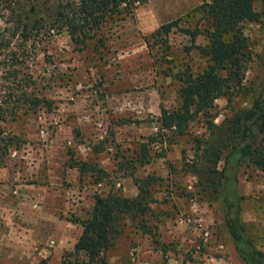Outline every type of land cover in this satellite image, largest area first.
Instances as JSON below:
<instances>
[{"label":"rangeland","instance_id":"374dc122","mask_svg":"<svg viewBox=\"0 0 264 264\" xmlns=\"http://www.w3.org/2000/svg\"><path fill=\"white\" fill-rule=\"evenodd\" d=\"M58 1L49 0V13ZM205 1L210 0H148L135 8L134 16L105 25L106 46L97 49L91 42L80 50L65 30L47 31L27 43L31 72L52 105L5 124L21 143L0 167V264H77L83 255L74 248L83 226L76 220L91 214L97 194L137 196L128 165L144 143L152 159L134 171L137 177L155 179L151 210L146 226L128 221L108 250L109 262L244 264L237 250L234 256L230 252L234 243L221 201L202 189L192 165L196 137H208L211 121L223 125L263 88L264 0L255 5L259 21L243 26L255 54L245 67L243 88L216 99L174 143L168 140L170 131L164 135L159 129L162 107L180 102L181 82L173 73L190 68L197 74L207 66L197 48L206 40H194L184 31L206 26L196 11ZM174 20L178 24L169 34H156ZM10 27V14L0 2V90L8 85V53L20 50ZM74 159L98 168L84 172L71 166ZM234 169L231 163L229 171ZM237 175L246 197L242 216L248 234L264 250V170L243 163Z\"/></svg>","mask_w":264,"mask_h":264},{"label":"trees","instance_id":"16d2710c","mask_svg":"<svg viewBox=\"0 0 264 264\" xmlns=\"http://www.w3.org/2000/svg\"><path fill=\"white\" fill-rule=\"evenodd\" d=\"M147 1L59 0L56 9L49 13L52 9L49 0H0L10 14L11 34L20 40V50L8 53V85L0 90V167L6 164L11 150L21 143L17 135L6 131L5 124L19 115L37 112L44 106L51 108L52 105L40 92L37 79L31 72L27 43L47 31L65 30L80 50L91 42L95 49L106 46L105 25L134 16L135 8ZM258 1L210 0L196 9L206 19V26L185 28L184 31L194 40L198 36L206 40L197 48L206 58L207 66L197 74L190 68L173 73L181 82L180 102L175 108L162 107L159 117L160 134L170 131V143L186 135L191 122L201 113L207 114L216 99L232 97L233 90L243 88L245 67L255 57L243 26L246 22L259 21L260 14L255 8ZM48 16H54L49 23L46 21ZM177 24V20L164 23L156 34L167 35ZM32 44L36 46L35 42ZM7 46L9 43L5 44ZM208 129V137L195 139L193 171L198 175L202 189L221 201L225 227L244 264H264V250L248 234L242 216V203L246 197L240 193L237 175L243 163L264 170V85L249 107L239 109L221 126L211 121ZM98 150L102 149L99 147ZM152 156L149 144L144 143L136 148V155L128 165L139 188L137 196L129 197L119 192L97 194L91 214L76 220L83 226L74 248L78 255H83L78 257L77 264H111L108 250L124 234L128 221L132 225L146 226L145 216L151 210V187L155 179L137 177L134 169L149 163ZM222 160L225 165L220 169ZM231 163L235 164L233 172L229 171ZM70 164L84 172L98 168L96 163L76 159ZM101 178L99 175L96 182ZM61 264L68 263L63 260Z\"/></svg>","mask_w":264,"mask_h":264},{"label":"crops","instance_id":"0c3cea01","mask_svg":"<svg viewBox=\"0 0 264 264\" xmlns=\"http://www.w3.org/2000/svg\"><path fill=\"white\" fill-rule=\"evenodd\" d=\"M233 248H234V249H233ZM233 248H232V247L230 248V250H231L230 252H232V256H234V252L236 251V247H235V245H234Z\"/></svg>","mask_w":264,"mask_h":264}]
</instances>
